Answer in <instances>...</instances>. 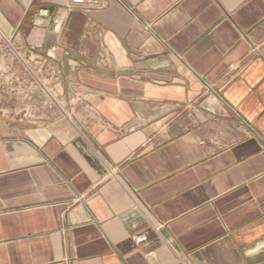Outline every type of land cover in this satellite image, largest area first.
<instances>
[{"label": "crops", "instance_id": "obj_1", "mask_svg": "<svg viewBox=\"0 0 264 264\" xmlns=\"http://www.w3.org/2000/svg\"><path fill=\"white\" fill-rule=\"evenodd\" d=\"M67 3L0 0V264H264V0Z\"/></svg>", "mask_w": 264, "mask_h": 264}, {"label": "built area", "instance_id": "obj_2", "mask_svg": "<svg viewBox=\"0 0 264 264\" xmlns=\"http://www.w3.org/2000/svg\"><path fill=\"white\" fill-rule=\"evenodd\" d=\"M68 7H77L83 10H98L107 5V0H67ZM112 173V172H111Z\"/></svg>", "mask_w": 264, "mask_h": 264}, {"label": "rangeland", "instance_id": "obj_3", "mask_svg": "<svg viewBox=\"0 0 264 264\" xmlns=\"http://www.w3.org/2000/svg\"><path fill=\"white\" fill-rule=\"evenodd\" d=\"M43 100H44V98H43ZM43 100H42V101H43Z\"/></svg>", "mask_w": 264, "mask_h": 264}]
</instances>
